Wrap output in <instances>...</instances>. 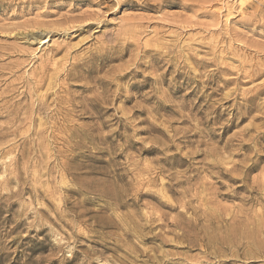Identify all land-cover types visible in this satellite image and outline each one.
Returning a JSON list of instances; mask_svg holds the SVG:
<instances>
[{"label":"rangeland","instance_id":"obj_1","mask_svg":"<svg viewBox=\"0 0 264 264\" xmlns=\"http://www.w3.org/2000/svg\"><path fill=\"white\" fill-rule=\"evenodd\" d=\"M0 264H264V0H0Z\"/></svg>","mask_w":264,"mask_h":264},{"label":"bare ground","instance_id":"obj_2","mask_svg":"<svg viewBox=\"0 0 264 264\" xmlns=\"http://www.w3.org/2000/svg\"><path fill=\"white\" fill-rule=\"evenodd\" d=\"M42 41H44V40H42Z\"/></svg>","mask_w":264,"mask_h":264}]
</instances>
